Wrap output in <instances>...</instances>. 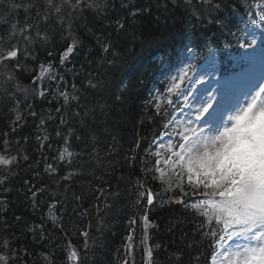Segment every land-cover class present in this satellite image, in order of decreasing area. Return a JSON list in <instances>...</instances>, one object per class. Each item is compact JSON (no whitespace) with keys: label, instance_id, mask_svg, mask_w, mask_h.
Returning <instances> with one entry per match:
<instances>
[{"label":"trees","instance_id":"16d2710c","mask_svg":"<svg viewBox=\"0 0 264 264\" xmlns=\"http://www.w3.org/2000/svg\"><path fill=\"white\" fill-rule=\"evenodd\" d=\"M161 2L108 0L115 7H110L107 15L97 19V14L85 12L92 32L81 28L75 33L82 46L72 63L67 65L69 68L75 66L79 73L74 83L76 94L80 96L79 104L83 107L78 108L77 102L65 106L68 124L60 125L62 114L56 111L63 105V98L57 94V84L61 82H52L47 100L34 98L33 95L25 100L23 92H16L17 98L22 101L19 109L27 123L22 131L10 137L13 141L11 152L14 155L17 151L15 136H27V143L21 140L20 147L30 159L21 161L20 167L13 169L16 175L11 176L6 185L11 191L0 197L6 198L8 204L7 211L0 214V221H7L9 226L7 230L0 231V237L15 234L14 246H24L31 253L26 257L27 264H46L41 253L53 256L55 264H62L65 255L62 246L68 243L86 253L85 264H121L118 256H124L129 218L139 217L144 212V208L136 206L134 185L143 175V161L155 159L145 149L154 134L164 130L161 127L162 118L156 115L149 101L163 90L167 78L165 74L181 62V56L189 47L201 50L212 43L211 48L219 45L222 51L225 44L235 45L236 41L228 36V30L236 32L246 18L241 6L243 0H213L214 4L221 3L219 10H209L208 5L201 4V0H192L191 4L188 0H177L175 5L171 0H164L167 9L158 6ZM121 3L128 4V7H121ZM248 3L255 4L257 0H248ZM194 7L200 11L199 19L192 15ZM234 7L239 9V14H233ZM134 8H148L149 11L137 16L136 23L132 24L128 13ZM29 14L34 15V11ZM25 15L23 9H11L10 0H0V16L9 24L17 20L23 22ZM121 17L125 18V29L118 32L115 21ZM218 20H223L227 27L221 29ZM9 24H0V36L6 37ZM213 36L214 41L209 39ZM97 37L102 41H111L116 55L109 52L105 57L97 44ZM68 42H61L57 34L55 39L43 46L46 50L34 45L37 61L23 60L30 72H17L21 85H31L36 74L31 70L38 71L40 62H51L59 69V56ZM47 50L52 51L51 56ZM60 71L71 93L73 76ZM89 80L98 87L92 88ZM60 90H64L63 84ZM27 104L33 105L37 118L28 114ZM15 106L16 102L0 91V132L8 131L9 122L15 119V113L11 111ZM102 106L106 116L101 115ZM74 111H80L83 121L72 116ZM85 111L90 114L85 116ZM49 114L53 117L51 120L47 119ZM40 116L46 119V133L37 132ZM69 127L73 129L69 149L74 153L71 165L53 159L63 146V137L57 138L56 130L59 128L67 133ZM44 134L51 136L52 145L51 149L44 148L47 163L57 165V172L52 175L45 171V157L41 155L36 139ZM134 153L136 159L132 162ZM151 166L149 163L148 167ZM69 172H73L71 180L60 179ZM148 183L160 191V185L150 179ZM29 187L37 192L35 201L28 191ZM40 189L43 191H38ZM170 195V192L161 193L163 200ZM52 205H56L52 214L61 218L58 222L64 226V231L53 228L49 215ZM16 217L21 219L17 221ZM150 220L156 225L151 230V243L161 245L154 251L156 264H206L203 257L210 251L209 238L202 235L207 228H199L202 218L197 214L179 205L158 201L151 207ZM33 225H44L46 236L50 239L33 242L32 233L28 231ZM84 231L89 232L91 237L87 241L88 249L82 248L84 237L81 233ZM141 235L142 232H138L137 243ZM134 264H144L141 247L135 249Z\"/></svg>","mask_w":264,"mask_h":264},{"label":"snow or ice","instance_id":"6c2138e0","mask_svg":"<svg viewBox=\"0 0 264 264\" xmlns=\"http://www.w3.org/2000/svg\"><path fill=\"white\" fill-rule=\"evenodd\" d=\"M171 3L175 5L177 0H171ZM201 4L208 5L209 10L221 8V3L214 4L213 0H201ZM158 6L167 9L164 0ZM241 6L247 17L244 29L228 30V36L235 39V46L240 50L238 55L231 57L239 71H221L215 65L209 70L207 65L198 66L193 57V61L178 67L164 90L149 101L156 115L162 118L161 127L165 131L154 134L145 149L155 159L143 161V175L134 185L136 206L144 208V212L139 217L129 218L124 256H118L121 264H134V252L138 247L143 248L144 264H156L154 251L161 245L151 243V230L156 225L150 220V212L158 201L179 205L202 218L199 228H207L202 235L209 238L210 244L209 253L203 257L206 264H264V0H257L255 4L243 0ZM10 7L23 9L26 15L23 22L17 20L10 24L0 16V24H9L10 29L6 37L0 36V91L16 102L11 108L15 119L9 122L8 131L0 132V197L11 191L6 185L10 177L16 175L13 169H18L21 161L30 159L20 147L21 140L27 143V136H15L17 151L14 155L11 152L13 141L10 137L22 131L27 123L19 109L22 101L16 92H23L25 100L29 95L47 100L52 82H61L57 84V94L63 98V105L56 111L62 114L60 125L68 124L65 106L77 102L78 108L83 107L79 104L80 96L76 94L74 83L79 73L75 66L67 67L82 46L75 33L81 28L92 32L85 12L97 14L99 19L115 5H110L108 0H20L19 3L10 0ZM121 7L127 8L128 4L121 3ZM33 11L34 15L29 14ZM148 11V8H134L129 11L128 19L135 24V18ZM232 12L239 14V9L234 7ZM192 15L199 19V9L194 7ZM217 22L221 29L227 27L223 20ZM115 28L118 32L125 29L124 17L115 21ZM57 34L61 42L69 41L59 56V69L51 62H40L38 71L31 70L36 72L31 85H21L17 72H30L23 60L37 61L33 46L39 45L41 50H46L43 46ZM209 39L214 41V36ZM96 40L105 57L109 52L116 55L111 41H102L100 37ZM47 51L51 56L52 51ZM187 51L193 53L195 50L189 47ZM60 70L73 76L71 93ZM88 83L94 89L98 87L92 80ZM61 84L64 90H60ZM26 107L28 114L37 118L33 105ZM103 107L101 115L106 116ZM89 114V111L84 113L85 116ZM72 116L81 121L84 119L80 111H74ZM52 118L50 114L47 116L48 120ZM45 124V117L40 116L37 132L46 133ZM72 134L71 127L67 133L59 128L56 130V137H63V146L54 160L72 164L74 153L69 150ZM76 138L80 139L79 136ZM36 139L41 155L45 157V171L55 174L57 165L47 163L44 153L45 146L52 147L51 136L38 135ZM135 159L134 153L132 162ZM72 176L73 172H69L60 179L68 181ZM148 179L160 185V191H156ZM28 191L35 201L37 192L32 187ZM169 192L172 195L163 200L161 193ZM35 206L33 203V208ZM7 207L6 198H0V214L6 212ZM55 207L52 205L49 212L53 228L64 231V226L58 222L61 218L52 214ZM15 219L19 221L21 217ZM0 223L3 224L0 231L7 230V221ZM28 231L32 233L33 242L50 239L44 225H33ZM138 232H142L139 243L136 242ZM81 234L84 237L82 248L88 249L90 233L84 231ZM16 238L15 234L0 237V264H27L26 257L31 253L24 246L15 247L13 241ZM62 247L65 254L62 264H85L86 253L80 247L71 243ZM41 256L46 264H55L53 256L43 253ZM197 259L199 261L200 257Z\"/></svg>","mask_w":264,"mask_h":264},{"label":"rangeland","instance_id":"374dc122","mask_svg":"<svg viewBox=\"0 0 264 264\" xmlns=\"http://www.w3.org/2000/svg\"><path fill=\"white\" fill-rule=\"evenodd\" d=\"M257 33H259L258 31H257ZM182 118V117H181ZM170 130V129H169ZM165 152H166V150H165Z\"/></svg>","mask_w":264,"mask_h":264}]
</instances>
